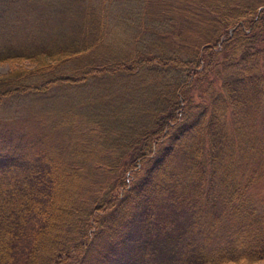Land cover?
<instances>
[{
  "label": "trees",
  "instance_id": "trees-1",
  "mask_svg": "<svg viewBox=\"0 0 264 264\" xmlns=\"http://www.w3.org/2000/svg\"><path fill=\"white\" fill-rule=\"evenodd\" d=\"M64 3L70 29L41 30ZM123 5L140 30L100 54ZM0 61L29 63L0 74V104L120 73L154 105L98 156L0 137V264H264V0H0Z\"/></svg>",
  "mask_w": 264,
  "mask_h": 264
},
{
  "label": "rangeland",
  "instance_id": "rangeland-1",
  "mask_svg": "<svg viewBox=\"0 0 264 264\" xmlns=\"http://www.w3.org/2000/svg\"><path fill=\"white\" fill-rule=\"evenodd\" d=\"M47 10L53 17L41 30L42 27L48 32L70 29L72 5L64 3ZM56 10L66 11L69 17L57 16ZM114 10L108 21L109 37L98 42L100 54L123 53L131 44V33L141 27L135 5H123ZM21 15L23 28L34 29L36 24L40 27L39 20L30 12ZM19 63L0 61V74L14 65L29 64ZM148 89L135 84L133 77L118 73L112 77L94 76L79 84L50 85L41 92L12 95L0 104V137H14L18 147L31 138L36 149L51 156L60 154L66 158L75 150L98 156L109 149L121 148L124 141L140 131V122L154 108ZM192 96L198 97L197 88L192 89ZM134 163L137 168V162ZM130 171L125 173L126 181L131 179ZM251 189L264 194V181ZM88 230L97 231V226ZM101 239L96 238L95 247Z\"/></svg>",
  "mask_w": 264,
  "mask_h": 264
}]
</instances>
